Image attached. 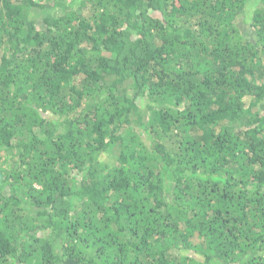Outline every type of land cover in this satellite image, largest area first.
I'll return each instance as SVG.
<instances>
[{"label": "trees", "instance_id": "obj_1", "mask_svg": "<svg viewBox=\"0 0 264 264\" xmlns=\"http://www.w3.org/2000/svg\"><path fill=\"white\" fill-rule=\"evenodd\" d=\"M0 264H264V0H0Z\"/></svg>", "mask_w": 264, "mask_h": 264}]
</instances>
